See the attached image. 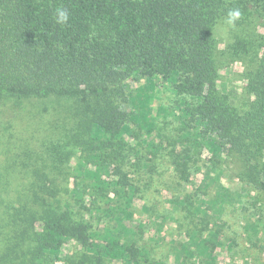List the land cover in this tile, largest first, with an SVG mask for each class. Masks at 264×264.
<instances>
[{"label":"trees","instance_id":"1","mask_svg":"<svg viewBox=\"0 0 264 264\" xmlns=\"http://www.w3.org/2000/svg\"><path fill=\"white\" fill-rule=\"evenodd\" d=\"M57 9L68 12L63 24ZM219 24L228 26L223 49L214 34ZM233 63L242 66V108L216 84L220 68ZM165 85L177 100L165 108L156 99L153 109V93ZM28 107L52 120L36 152L27 149L29 179L14 198L0 180V264H54L69 242L82 249L71 264H162L137 243L128 208L113 211V226L92 230L58 196L128 199L136 189L123 166L130 152L144 159L137 146L163 154L179 184L189 182L205 151L204 178L228 165L264 193V0H0V115ZM159 116L176 122L173 133L162 131ZM74 151L71 176L65 166ZM46 167L67 184L49 178ZM77 173L89 183L76 184ZM209 181L171 203L192 218L202 204L218 213L226 201L236 203L227 187ZM211 185L212 197L199 194ZM169 221L161 217L160 227ZM193 222L182 228L175 257L215 264L217 225Z\"/></svg>","mask_w":264,"mask_h":264},{"label":"rangeland","instance_id":"2","mask_svg":"<svg viewBox=\"0 0 264 264\" xmlns=\"http://www.w3.org/2000/svg\"><path fill=\"white\" fill-rule=\"evenodd\" d=\"M214 34L220 42L219 49H223L228 36V26L219 24L214 29ZM241 72L240 63L224 66L218 72L219 79L216 83L218 90L226 93L231 102L240 108L244 106L247 98L243 93L244 83L240 80ZM156 99H159V104L165 108L172 106L177 100L167 85L158 87L153 93L151 100L153 109L158 103ZM48 120H52V116L40 117L36 109L31 110L29 107L15 112L6 110V113L0 115V180L2 183H9L7 190L13 198L15 191L21 190L22 184H26L29 179L25 173V164L30 159L27 153L36 152L34 149H38ZM157 121L167 135L173 133L177 125L171 117L164 121L159 116ZM153 140L156 138L154 137ZM136 148L141 149L144 159L138 161L132 156L133 152H130L127 155L129 160L123 166L127 183L131 184L134 190L136 189L128 199L121 196L117 200V197L112 195L107 199L104 195L92 196L87 192L88 195L79 198L76 194L66 193L58 196L59 203L69 204L77 220L86 223L92 230L99 231L105 226H113L110 216L114 210L116 211L119 207L128 208L137 243L145 247L154 260L162 264H190L191 260L186 258L184 261H178L175 251L182 242L184 232L182 228L187 229L192 220H194L193 224L199 228L208 229L212 225H217L216 230L219 232L218 240L221 246L217 248L215 264H264V252H260L258 248V246H264V193L257 192L241 183L234 177L233 167L218 164L215 171L209 172V179L217 180L227 187L236 203L227 199L223 212L218 213L212 205L202 204L200 211L196 212V217L192 218L193 215H187L183 210L176 209L171 199L172 196L176 197L180 193L196 192L202 181L210 183L209 179L204 178L203 173V167L208 164L206 161L209 155L204 151L203 161L198 167L192 168L189 182L179 184L166 168L167 160L163 154L153 157L152 154L147 153L145 147L137 146ZM76 156L74 151L69 162H65L67 165L65 169L69 167L71 176L75 174ZM33 161L32 158L30 163ZM46 164L49 166L48 162ZM45 171L58 185L67 184L66 176L62 173H56L50 167H46ZM81 176L76 174V184L83 183V180L85 184H88L90 180L83 179ZM117 178L118 176H115V180H118ZM73 179L69 178V189L72 188ZM121 190L127 189L121 186ZM204 192L212 197L215 194L214 185H211L208 190L201 189L199 194ZM205 211L214 217L209 219L203 214ZM161 217H170V221L162 228L159 223ZM255 231H259V234L256 235ZM81 250L76 243H66L62 248L60 260L54 264H71L70 255Z\"/></svg>","mask_w":264,"mask_h":264},{"label":"clouds","instance_id":"3","mask_svg":"<svg viewBox=\"0 0 264 264\" xmlns=\"http://www.w3.org/2000/svg\"><path fill=\"white\" fill-rule=\"evenodd\" d=\"M232 17H238L239 13L234 12L230 14ZM68 19V12L63 9H57V23L63 24L67 21Z\"/></svg>","mask_w":264,"mask_h":264}]
</instances>
